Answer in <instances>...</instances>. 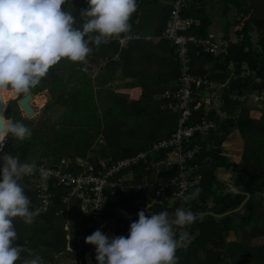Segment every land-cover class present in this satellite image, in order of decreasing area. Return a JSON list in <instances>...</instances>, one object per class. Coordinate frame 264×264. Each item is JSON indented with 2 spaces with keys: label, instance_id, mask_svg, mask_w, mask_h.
Returning <instances> with one entry per match:
<instances>
[{
  "label": "trees",
  "instance_id": "trees-1",
  "mask_svg": "<svg viewBox=\"0 0 264 264\" xmlns=\"http://www.w3.org/2000/svg\"><path fill=\"white\" fill-rule=\"evenodd\" d=\"M143 1L146 0H140L137 6L140 13L144 9ZM226 1L237 10V14L232 17L230 23L236 27L234 30L236 39H229L221 46L220 54L217 55L202 50L196 53L197 47L190 48L192 63L195 58L214 61L221 57L219 64L221 73L210 74L208 78L220 84L218 88H214L213 92L220 90L222 107L219 111L215 107H210L206 113H203V105H200L198 110H193L191 117L194 121L205 115L207 120L215 122L218 126L216 132H210L202 141L204 149L195 159L201 174L199 184L171 206L158 202L151 203L150 189H128L121 192L115 196L117 198L115 208H112L109 202H105V223L99 229L104 231L103 234H106L105 231H112L113 238L121 235L127 237L130 234V225L138 221L140 211H145V214L150 217L153 213L166 210L169 218L173 219L177 208L183 207L185 210H190L196 216L194 223L183 229L173 226L177 239L180 231H186L189 234V239L177 249V264H223L228 260L233 261V264H248L240 260L244 256L249 257L255 264H264V113L261 115L263 119L254 122L252 118H243L241 109L237 112L234 108L235 105H240L241 97L247 96L252 91L258 93L264 91V0ZM63 7L71 12L81 25L83 24L80 12L88 8L87 0H69ZM227 9L231 11L228 5ZM186 15L189 16V14ZM136 18L138 17L133 14L130 22L132 23ZM162 29L158 30V34H161ZM197 34L203 36L204 32ZM94 48L100 49L103 55L111 53L109 49L114 50V47L108 48L103 45ZM67 62L62 64L59 62L52 67L39 85L30 91L32 94H40L38 92L41 89L48 88L51 94L57 92L55 101L64 107L56 122L57 126L43 125L39 129L35 128L31 121L22 117L16 99L11 100L6 106L5 119L22 122L30 129L32 135L23 141L9 137L3 152H0V165L3 163L5 153L18 156L22 163L33 161L39 163L41 160L34 157V152H37L39 157L47 159L46 164L52 168L62 165L63 157L69 158V168H72L76 156L86 157L91 150L100 127H103L101 115L94 101L91 80L86 74L79 68L59 70L64 64L75 66L81 65L82 62ZM175 71L178 75L176 63ZM61 73H66L64 77L66 81H63ZM228 76H231L228 83L222 85ZM257 77L259 81H256ZM67 80L73 83L71 88L67 86ZM202 87V85H195L193 89L197 92ZM14 97L15 94H5L4 104ZM223 112L226 113V117L221 119L220 113ZM175 121L176 116L173 115L172 123L175 124ZM105 125L108 128L109 125L111 126L107 123ZM113 126L115 129L118 125L113 123ZM234 130H238L243 141L240 162L231 161L225 155L222 146L225 138ZM127 131L130 130L127 129ZM149 144L150 142H140L141 147L126 146L120 150H115L108 145L112 154L109 161L135 153ZM104 152L101 157L92 158L91 162L96 165L99 158L106 157ZM221 169L225 171V175L228 174L229 179L221 178ZM131 171L133 178L130 182L135 184L138 183L137 181H144L146 179L144 175L148 173L143 171V165L135 166ZM34 175L35 172L20 181L25 194L31 201L30 210L33 211L38 209V203L34 188L28 181ZM0 179H2V173H0ZM229 184L238 191L234 192ZM196 188L202 190L199 196L185 202L184 197L191 195ZM51 192L53 193L51 206L47 211L39 210V215L35 217L32 224H25L21 218L13 221L18 234L16 243L31 250V254L27 250L21 252L16 264H24L25 260L32 259L34 256L40 257L39 264H59L60 261H64L65 256L71 259V262L66 264H98L95 246L85 242V238L97 229L94 226L85 225L89 218L82 215L79 201L71 198L69 202H63L66 189L59 185L52 184ZM247 195L248 198L237 211L217 216L238 207ZM110 198L113 197L107 200ZM148 204L152 206L148 207V213H146ZM66 220L69 222L67 223ZM231 232L240 233V237L228 239ZM67 234H69V240L66 238ZM113 238L110 237L109 240ZM55 254H58L57 257Z\"/></svg>",
  "mask_w": 264,
  "mask_h": 264
},
{
  "label": "clouds",
  "instance_id": "clouds-1",
  "mask_svg": "<svg viewBox=\"0 0 264 264\" xmlns=\"http://www.w3.org/2000/svg\"><path fill=\"white\" fill-rule=\"evenodd\" d=\"M68 2L0 0V100L5 94H28L63 59L85 62L92 51L90 44L99 47L129 33L130 19L137 10V0H87L88 8L80 12L81 29L75 26L73 14L63 7ZM31 135L25 124L6 120L0 113V152L9 137L23 141ZM35 169L34 161L22 163L10 153H5L0 165V264H16L26 250L31 254V250L16 243L13 221L21 218L30 225L39 215V209L30 210L31 201L20 184ZM201 191L196 188L184 201L196 199ZM138 217L131 223L127 237L109 240L98 229L85 238L87 244L95 246L98 264H177V249L189 234L180 231L177 239L173 226L183 229L191 225L195 214L180 207L173 219L166 210L150 217L140 211ZM39 260L34 256L24 264H39Z\"/></svg>",
  "mask_w": 264,
  "mask_h": 264
},
{
  "label": "built area",
  "instance_id": "built-area-1",
  "mask_svg": "<svg viewBox=\"0 0 264 264\" xmlns=\"http://www.w3.org/2000/svg\"><path fill=\"white\" fill-rule=\"evenodd\" d=\"M187 2V0L171 1L168 21L160 35L171 44L178 70L175 90H165L161 94L162 98L170 100L171 111L176 116L175 128L167 136L153 141L145 148L112 161H109L111 158L109 157L105 158L104 162L98 161L95 165L81 158L73 162L72 168H69L70 161H65L63 158L62 165L57 168H52L46 163L36 164L35 175L32 177V179L35 177L36 185L32 186L40 211H47L52 204V184L59 185L66 189L63 202H69L71 198L77 199L82 215L89 218L90 226L97 225L95 228L98 230L105 223L104 204L109 197H114L128 189H150L151 203L158 202L171 206L199 184L201 174L195 159L204 148L202 141L211 131L216 132L218 127L215 122L207 120L205 115L199 120H191L193 110H197L200 106L193 87L202 85L214 88L215 85L205 76L193 73L190 48L197 47V53L199 50L214 53L216 45L209 37L197 36L192 32L195 21L184 14L188 6ZM199 6L200 2L196 1V7ZM133 38H139V35L122 34L119 38L101 44L118 42L122 45ZM117 55L118 53H114L113 58ZM107 61L108 57H104L102 65ZM253 101L264 110V91L255 93ZM206 112L207 110L204 111ZM139 165L149 170L151 176L136 184L130 182L131 176L125 179L124 176L132 175L131 169ZM148 205L146 213H148Z\"/></svg>",
  "mask_w": 264,
  "mask_h": 264
},
{
  "label": "crops",
  "instance_id": "crops-1",
  "mask_svg": "<svg viewBox=\"0 0 264 264\" xmlns=\"http://www.w3.org/2000/svg\"><path fill=\"white\" fill-rule=\"evenodd\" d=\"M171 1H143V11L140 13L139 10H136L134 15L138 18L132 23L130 22L132 25L131 31L126 33H135L139 35V38L129 39L122 45L118 42H112L109 45L100 44L99 46L114 47L113 51L109 49L111 53L107 55H103L100 49H95V44H90L89 46L92 48V51L87 57V61L82 62L81 66H74V68H79L86 74L87 78L91 80L94 89L102 91L99 92L101 94L98 100L99 103L96 102L100 113V109L109 108L111 105L117 104L126 112L130 113L129 117L132 115L134 118L147 117L153 123V129L151 131H155L156 135L135 138L134 141L137 142L151 143L161 137L167 136L176 124V121L175 124L172 123L174 114L170 108V100L161 97V94L165 90L174 91L176 88L177 72L175 71L174 54L171 49V44L165 39H162L160 37L161 34H158V30L162 29L163 24L164 28L167 24ZM187 1L188 6L184 14H189V17L195 21L192 32L197 36H200L197 33L204 32L202 37H209L216 45V52L212 54H220L221 46L226 44L229 39H236L234 35L236 27L230 24L232 17L237 14L236 8L231 7L230 2L226 0H198L200 2L199 7H196V0ZM139 4L140 0H137V6ZM227 5L231 11L227 9ZM75 26L82 29V25ZM161 40H165L166 42ZM114 53H118L116 58H113ZM104 57H108V61L105 65H102L100 62L103 61ZM220 62L221 57L214 59V61L195 58L192 63V71L197 75L205 76L209 79L208 76L210 74L216 75L217 73H221L219 67ZM97 77L100 79L99 83L96 82ZM230 77L228 76L222 85L227 84ZM210 81L214 83L215 89L220 86L218 81L213 79ZM256 81H259L258 77ZM100 82L104 83L100 84ZM72 84L69 83L68 87L71 88ZM214 88L203 86L196 92V97L200 101V105H203V111H208L210 107H215L219 111L222 107L221 92L220 90L216 93L213 92ZM255 93L258 92L252 91L247 96L241 97L240 105L234 106L235 111L241 109L240 112L243 118H252L254 122L263 119L261 115L264 113L263 108L253 101V95ZM147 109L150 110L148 111ZM225 117V112L220 113L221 119ZM128 124H130V121ZM138 134L140 136L143 132H138ZM226 140H230V143L227 145ZM222 146L225 155L230 156L232 161H241L243 141L238 130L230 133L225 138ZM107 155L104 158L112 157L111 153ZM220 171L222 173V179H229L228 174L225 175L223 169ZM246 258L248 259V264L255 263L249 257Z\"/></svg>",
  "mask_w": 264,
  "mask_h": 264
},
{
  "label": "rangeland",
  "instance_id": "rangeland-1",
  "mask_svg": "<svg viewBox=\"0 0 264 264\" xmlns=\"http://www.w3.org/2000/svg\"><path fill=\"white\" fill-rule=\"evenodd\" d=\"M76 25H81V24L79 21H77ZM63 62L66 63L67 59H63L60 61L61 64ZM67 63H71V61H68ZM100 63H102V61ZM79 66H81V65H79ZM70 67L74 68V66H69L67 64H64V66H60L59 70L66 69V68L71 69ZM60 76L62 77L63 81H66V79H64V77L66 76V73H61ZM90 77H92V76H90ZM99 81H100V79L97 77L96 82L99 83ZM66 83L68 86L70 83L69 80H67ZM101 83L103 84L104 82H100V84ZM99 89H100V86H99ZM92 90H93L92 92L94 94L93 96H94L95 103L96 102L99 103L98 100L101 96V94H99V92H102V91L96 90V89H94V87H92ZM38 93L45 96L44 104L41 107L35 105V103L31 104V106L35 110V114L33 116H27L26 113L21 108H19L21 111L22 117L31 121L33 126L37 129L43 127V125H56L57 126L56 122L59 120V116H60L61 112H63V110H64V107L60 103L55 101V95H57V92H55L54 94H51L48 88H43ZM20 95L21 94H19L18 96L15 95L14 98L9 99L4 104V109L6 108V106L9 104V102L11 100H13V99L17 100ZM33 96H34V94H33ZM96 107H97L98 113L101 115L103 127L102 128L100 127L99 134L96 136V142L92 145L91 150L88 151L87 156L86 157L76 156L74 158V161L75 160L79 161V159L82 158L83 160L91 162L92 158L97 157V156L101 157V154L103 153V151H105L104 154L106 156H108L107 154L111 153L110 152L111 148L108 145L113 147L115 150L116 149L120 150L126 146L140 147V142L134 141L135 138H140V137H144V136H148V135L149 136L150 135L151 136L156 135L155 131L154 132L151 131L153 129V123L151 121H149V119L147 117L146 118L145 117L134 118L133 115L131 117H129L130 113L126 112L124 109L121 108L120 105H117V104H113L109 108L100 109L101 113L99 111L97 103H96ZM127 110H129V109H127ZM147 110L149 111L150 109H147ZM6 119H10V118H6ZM129 121H130V124H128ZM106 123L108 125L111 124V126L109 125V128H108V126L105 125ZM113 123L118 125L115 129H114ZM124 124H127L129 127L125 126ZM127 129H129L130 131H127ZM138 132H143V134L139 136ZM229 143H230V140H226V145ZM34 154H35L34 157L36 159L41 160V162H39V163H47V159L39 157L37 152H34ZM63 159L65 161H70L69 158H66V157H63ZM229 159L232 161L230 156H229ZM83 160H80V161H83ZM105 160L106 159L104 157L99 158V161H101V162H104ZM49 162H51V161L49 160ZM39 163H35V164H39ZM143 171L146 173L149 170L143 169ZM149 175L151 176V174H149V172H148L147 174L144 175V177L147 178V176L149 177ZM130 176L132 179L133 178L132 175H128V176L125 175L124 177L126 179L127 177H130ZM28 182L31 183V185H34V187H35V185H36L35 177L31 181H28ZM137 182H139V181H137ZM232 188H235V187L233 186ZM235 189H237V188H235ZM107 202H109L108 204L112 208H115V206L117 205L116 204L117 198L114 196L113 198H110L109 200H107ZM63 214L66 215L65 213H63ZM66 222L68 223L69 221L66 220ZM85 225L89 227L91 225V222L88 220L85 223ZM95 227L97 228V225ZM65 228H67V226ZM105 232H106L105 235L108 238H110V237L113 238L112 234H111L112 231H109V232L105 231ZM235 236L240 237V233L231 232L228 239H233V238H235ZM66 238H67V240H69V234L66 235ZM57 255L58 254H55V257H57ZM64 256H65V254H64ZM63 260L64 261H60L59 264H66L68 262H71V259L68 256H65ZM240 260H242L244 263L248 262V259L246 257H241ZM233 263H234L233 261L228 260V261L224 262L223 264H233Z\"/></svg>",
  "mask_w": 264,
  "mask_h": 264
},
{
  "label": "water",
  "instance_id": "water-1",
  "mask_svg": "<svg viewBox=\"0 0 264 264\" xmlns=\"http://www.w3.org/2000/svg\"><path fill=\"white\" fill-rule=\"evenodd\" d=\"M32 99H33V94L31 92H29L28 94H23L21 97H19L17 99V104H18L19 108H21L26 113L27 116H33L35 114V110L33 109V107L31 106V103H30ZM4 110H5L4 109V102L2 99V100H0V113H2L3 115H4ZM229 186L232 188L231 184H229ZM232 190L234 192L238 191L235 188H232ZM247 198H248V195L246 196V198L242 201V203L238 207H236L232 210L226 211L224 213L217 214V216H222V215L237 211L239 208H241L243 206V204Z\"/></svg>",
  "mask_w": 264,
  "mask_h": 264
},
{
  "label": "bare ground",
  "instance_id": "bare-ground-1",
  "mask_svg": "<svg viewBox=\"0 0 264 264\" xmlns=\"http://www.w3.org/2000/svg\"><path fill=\"white\" fill-rule=\"evenodd\" d=\"M31 101H32V104L35 103V105L41 107L45 102V96L42 94H37V95L33 96V99Z\"/></svg>",
  "mask_w": 264,
  "mask_h": 264
}]
</instances>
